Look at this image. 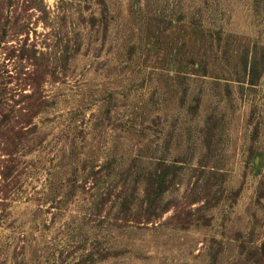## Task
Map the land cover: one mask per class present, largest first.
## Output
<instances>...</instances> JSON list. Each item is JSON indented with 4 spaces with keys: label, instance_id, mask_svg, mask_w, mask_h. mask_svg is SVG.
Returning <instances> with one entry per match:
<instances>
[{
    "label": "rangeland",
    "instance_id": "rangeland-1",
    "mask_svg": "<svg viewBox=\"0 0 264 264\" xmlns=\"http://www.w3.org/2000/svg\"><path fill=\"white\" fill-rule=\"evenodd\" d=\"M0 74V264H264V0H0Z\"/></svg>",
    "mask_w": 264,
    "mask_h": 264
},
{
    "label": "trees",
    "instance_id": "trees-1",
    "mask_svg": "<svg viewBox=\"0 0 264 264\" xmlns=\"http://www.w3.org/2000/svg\"><path fill=\"white\" fill-rule=\"evenodd\" d=\"M5 85L3 81V77L0 74V139L5 138L7 135L11 134L14 139H19L20 136L23 135L22 129H16L22 123H27L26 120L22 118V116H17L14 108L9 106L8 99L5 97ZM9 107H11L9 109ZM20 117V119L18 118ZM166 175L162 174L157 179L152 178V180H148L147 188L145 190V200L147 202V208L144 210V217L146 219H150L153 216H157L155 212V201L158 195L163 193V188H166ZM125 211L130 212L129 206L124 208Z\"/></svg>",
    "mask_w": 264,
    "mask_h": 264
}]
</instances>
